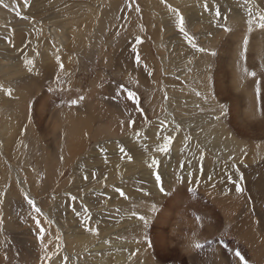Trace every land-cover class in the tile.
<instances>
[{
    "label": "rangeland",
    "instance_id": "374dc122",
    "mask_svg": "<svg viewBox=\"0 0 264 264\" xmlns=\"http://www.w3.org/2000/svg\"><path fill=\"white\" fill-rule=\"evenodd\" d=\"M218 1L220 0H27L26 3L25 0H0V48L1 46V49L8 48L10 52H16L19 56L25 51L20 46L21 39L27 36L26 44H28V40L31 39L29 37L35 36L31 42L34 43V48L27 51L32 60L23 59L16 64L20 69L24 68V73L21 74L23 76L13 78L11 80L16 81L10 80L8 83L0 71V87H5V90L8 88L5 95L9 97V100H15L9 104L0 102V130L4 125H10L9 130L0 133V264H94L97 254H101L103 249L111 250L113 246H119V242L125 241L126 236L132 241L137 240L134 238L133 229L129 231V235L125 232L120 235L119 232H114L115 229H108L110 222L117 224L115 231L125 229L123 225L143 227V231L137 230L136 233H141L138 240L144 242L142 245L147 251L139 250L138 255L139 259H142L140 257L142 253L149 254L151 259L149 263L147 262L148 264L151 262L152 264H188L183 256L184 253L180 251V242L192 227H200L198 221L201 216L198 214L206 206L213 211L220 227L216 234L208 236L201 241L202 243H194L192 250H196V254L210 255L217 246L226 257L228 264H232L231 261L234 258L242 263L264 264V210L259 203L257 204L248 196L246 186L242 194H237L233 183L239 181L240 175H243V181L246 184L251 182L246 175L250 173V167L243 168L245 173L244 170L236 167L235 161L232 160L233 156L216 153L210 150V147H207L206 153L211 156L212 161L206 163L200 160L196 144L192 147L194 151L191 148L188 149L187 141L175 146L177 135L183 134L181 133L183 131L185 135L186 132L188 135L191 134L189 123L199 124L197 121L199 118L200 121L211 122L215 114L210 108H214L216 100L224 101L229 96L226 91L230 83L228 68L221 70V73L225 74L223 88L218 82L212 81V74L206 71V66L204 67L206 64L204 59H209V55H211L210 59L221 54L224 56L226 41L231 38L228 31L217 26L214 19L216 8L221 9L226 18L225 23L231 30L235 22L240 20L235 14H231L232 12L230 15L226 9H223L224 5L232 8L246 5L254 13L253 16L259 14L255 20L264 13L262 0H221L222 6ZM205 3L209 6L208 11L204 10ZM172 9L177 11L173 12ZM17 11L21 13L20 16L16 15ZM181 17L184 19L185 31L196 44V48H193L188 39L179 32ZM35 23L41 26L39 28H42V31ZM52 27L60 31L61 43L60 39L57 40L51 35ZM246 28L248 37L261 41L264 45V29H260L258 23H255L252 30ZM235 34L234 29L233 35ZM18 46L21 49L17 51ZM228 47L227 49L230 48ZM133 48L137 50L136 53L133 52ZM199 48H204L206 54L198 51ZM218 48L220 51L217 50ZM6 54H0V67L1 63L5 62L10 65L11 59L7 58ZM136 55L140 56L139 62L135 59ZM262 57L264 58V49ZM29 60L33 61V64L29 65L27 63ZM56 65L59 69L55 72L53 67ZM61 65H63L62 68ZM47 71L51 72L47 73ZM175 74L182 75V79L187 80L184 83L186 85L180 87L179 83L169 84L167 79L174 77ZM30 76L33 78L31 79ZM110 89L112 91H109ZM259 89L261 90L260 87ZM128 92L133 93L132 97L128 96ZM179 92L183 93V97ZM195 92L202 95L200 97L196 95L199 98L198 101L190 98ZM64 93L66 97L62 98ZM81 94H84V100L91 99L93 96L96 100V97L101 95V99H98L100 103L98 114L90 112L82 101L74 105L73 111L64 108L69 104L70 96L78 99ZM183 98L187 102L183 101ZM229 104H226L227 110L231 109L230 100ZM58 109L66 110L65 114L59 116L61 124L67 123L69 126L66 132L61 129L60 123L58 124V118L53 117ZM227 110L222 116L227 114ZM22 116L26 119L24 125L19 120ZM77 117L81 118L80 126L76 122ZM164 117L169 120L168 123H164L166 127L159 122V119ZM38 121L43 123L41 128L36 125ZM231 121L233 123L232 119ZM228 123L232 125L231 122L228 121ZM101 126H107L110 132L104 130L106 131L104 134L99 133ZM205 126V129L208 128L211 131L210 136L219 135L220 139L223 138L217 128L214 129L209 123ZM53 128L56 133L61 134L58 145L60 151L62 147H65L66 136L75 140L76 143L70 148L71 162L61 176L47 187L45 161H47L46 154L51 149L50 142L53 136L51 134L45 136L44 133L46 130L52 131ZM260 129L264 130V120ZM236 130L234 129L232 136L239 140L237 136L241 137V134ZM169 132L171 135L168 138L171 143L168 152L158 151L167 138L159 136L167 135ZM155 136L157 137L154 139ZM246 138L253 144L255 154L260 156V159H264V147L261 146L264 135L257 132L256 138L250 134ZM121 148L124 149L123 153ZM245 148V144L241 142L240 150ZM259 148L262 150L258 151ZM177 149L178 152H175ZM250 150L247 147L244 152H241L242 156L246 157ZM77 151L78 153L75 154ZM203 152L205 153L204 150ZM8 153L11 154L8 156ZM142 153L143 156L140 157ZM116 155L123 156L124 159L128 158L130 162L125 159L120 164L108 166L109 163H113L112 159ZM135 157L141 159L138 160ZM150 161L156 163L152 162V165L143 166L144 162ZM100 164H103V169ZM127 166H133L136 169L129 171L125 168ZM114 172L119 176L116 177ZM189 172L193 173L191 177L187 174ZM155 174L162 176L166 191L163 194L157 190ZM208 176H211L214 183L209 182ZM178 177L187 178L179 182ZM67 180L69 181L66 188H62L61 185ZM90 180L94 183L93 189L84 191L82 197L80 193H73L75 187L82 182L88 183L84 187L90 186ZM206 180L208 184L203 183ZM209 185L217 187H207ZM179 186L195 188L193 196L200 201L196 212L194 209L188 210L187 205H180L176 197L175 206L170 211V221L179 224H176L177 229L174 233L153 235L148 230L150 228L144 227L139 216H145L149 223L154 221L156 214L168 210L164 204L168 198L176 195ZM117 189L123 191L125 195L121 196ZM263 189L260 191L263 192ZM111 191L114 193L112 194ZM141 191L143 200L137 198V202L134 203L133 200ZM207 191L211 193L210 196L206 193ZM72 197H76V200L73 201ZM223 197L239 199L232 202L235 211L227 212L226 206L218 201ZM27 199H32L34 206L28 205ZM141 200L145 201V205L141 203ZM88 201H90L89 205ZM126 203L125 213L120 209ZM153 205H155V211L152 210ZM139 206L144 207L142 209ZM228 206L230 207V204ZM35 207L41 209L39 215L35 212ZM73 207L76 209L75 212L72 210ZM131 217L137 218L127 222V219ZM36 220L40 221V226L45 230L43 241L37 239ZM81 222L90 227L85 228L86 234L90 233L93 226L99 231V235L92 242V245L97 244L91 247L89 252H86L87 249L85 251L80 249L79 252L82 255L77 254V258H74L72 253L76 250H71V247L74 245V237L82 234L76 232L78 228H81L77 223ZM99 240L105 242L102 247H97ZM149 243L152 247L148 246ZM196 244L205 245L196 248ZM121 246L123 255L127 256V262L130 263L135 259V261H141L136 258V251L133 254L128 249L125 255V245L121 244ZM163 246L174 248L172 256L160 258L157 255V251L160 252ZM234 252H240L245 259L241 261ZM78 256L82 258L78 259ZM131 256L133 260L130 261ZM145 258L146 255L143 256V259Z\"/></svg>",
    "mask_w": 264,
    "mask_h": 264
},
{
    "label": "bare ground",
    "instance_id": "6f19581e",
    "mask_svg": "<svg viewBox=\"0 0 264 264\" xmlns=\"http://www.w3.org/2000/svg\"><path fill=\"white\" fill-rule=\"evenodd\" d=\"M245 1V0H244ZM217 2V1H215ZM241 2V1H240ZM218 3L222 6V1H218ZM156 4V3H155ZM244 4V3H243ZM260 4V2H259ZM249 5V4H248ZM263 7H264V3L261 4ZM51 6V5H50ZM204 6V5H203ZM239 6V5H238ZM237 6V7H238ZM56 7V5H55ZM232 8V7H227L224 5V7H222L223 9H226L228 11V13L230 14H235V16L240 20V22H235L234 26H233V30L228 31L229 33V36L231 37L229 39V41H226L227 43V47L229 49H227V47H225V51H223V55L225 56H222V54L219 56H215L213 57L212 59H210L211 55H209V59H204V61H206V64H202L204 65V67L206 66V71L210 74H212V81L213 82H218L220 84L221 87H225V83H224V77H225V74H222L221 73V70H223L224 68H228L227 70V74L230 75V79H229V88L226 89V91L229 93V96H227L225 98L224 101L222 100H216V105L214 106V108H210L213 110V113L215 114L214 118L212 119L211 122H207V121H200L199 119L197 120L199 122V124H196V125H193V124H190L189 123V128L191 130V134L188 135V133L186 132V135L184 134V131L181 132L183 134H179V136L177 135V138L175 140V146L177 145H180L182 144L184 141H187L188 142V149L191 148L193 150L192 147H194V145L196 144V150H197V153H200V160L202 162H206L208 163L209 161H212L211 159V156L209 154H207V147L212 150V151H215L216 153H224L225 155H229V156H233V159L236 163V167H239L241 168L242 170L244 169H247L250 167V173L247 174L246 171V175L249 177V180L251 182H249L248 184H246V182L243 181V187L246 186L247 190H248V196L254 200V202H256L257 204L259 203V206L263 208L264 210V159H260V156H258L256 153V151H254V147H253V144L250 143V140L248 138H246L249 134L251 136H255L256 138V135H257V132L261 133L264 135V130H261L260 127L263 123V120H264V58L262 57L263 55V49H264V45L262 44L261 41H257V40H253L251 37H248L247 36V20L249 19V9L247 8L246 5H244V7H239V8ZM262 9V8H261ZM260 9V10H261ZM45 11V10H44ZM263 11V10H262ZM252 12V11H251ZM53 13V12H52ZM253 13V12H252ZM57 14V12H56ZM230 14V15H231ZM254 14V13H253ZM47 15V14H46ZM53 15V14H52ZM66 15V13L64 14ZM259 14H256V16H253V20L255 21V18L258 16ZM261 15V14H260ZM56 16H60V15H56ZM63 17V16H62ZM55 19V18H54ZM247 19V20H246ZM22 21V20H21ZM64 21V20H63ZM171 21V20H170ZM25 22V21H24ZM55 22V21H54ZM17 23V22H16ZM20 23V22H19ZM17 23V24H19ZM51 23V22H50ZM36 24V23H35ZM42 24V23H41ZM30 25V24H29ZM38 26V29L42 31V28H39L41 26H39L38 24H36ZM209 25V24H208ZM255 25V22L253 23L252 27ZM18 26V25H17ZM61 27V26H60ZM232 28V26H230ZM252 27H251V30H252ZM18 28V27H16ZM37 29V27H35ZM20 29V28H18ZM55 27H52L50 28V32H51V35L55 36L57 40H59V42L61 43V38L60 37V34L59 32L57 31L58 29H56ZM234 29L236 30V34L233 35V31ZM214 30V29H213ZM218 30V28H217ZM4 31V30H3ZM28 32V31H27ZM219 32V31H218ZM22 33V32H21ZM215 33V32H214ZM0 34H1V31H0ZM29 35V32L27 33ZM26 36V35H25ZM33 37L35 36H32V37H29L31 39L28 40V44H26L27 42V36L23 39H21V41L19 43L20 46H22L23 49H25V51H23L19 56L16 54V52H10V50L7 48V49H1L0 48V54L4 55L5 53L7 58L11 59V62H9V60H7L10 65H7L5 63H1V67H0V71L1 73L4 75V79L9 83V81L13 78H19L23 75L22 72L24 73V68L20 69V67H17L16 64H17V61H22L23 59H31V57L28 55L29 52H27L28 50H32L34 48V43H31L33 41ZM204 37V36H203ZM22 38V37H21ZM211 38V37H209ZM247 38V46L245 47L244 45V39ZM1 39V37H0ZM10 39V38H9ZM13 39V37H12ZM37 39V38H36ZM39 39V38H38ZM37 39V40H38ZM41 39V38H40ZM228 39V37H227ZM4 41V40H3ZM15 41V39H14ZM214 41V39H213ZM222 41V40H221ZM36 42V41H35ZM209 42V41H208ZM18 43V42H17ZM38 43V42H37ZM214 43V42H213ZM4 44V42H3ZM15 44V42H14ZM36 44V43H35ZM187 45V44H186ZM216 45V44H214ZM5 46V45H4ZM3 46V48H4ZM10 46V45H9ZM12 46V45H11ZM36 46V45H35ZM219 46V45H218ZM226 46V45H225ZM21 47H17V51L20 50ZM187 49V47H186ZM217 50L220 51V49L218 48ZM21 52V51H20ZM19 52V53H20ZM32 52V51H31ZM35 52V51H34ZM38 52V51H37ZM196 52V51H195ZM198 52V51H197ZM222 52V51H221ZM36 53V52H35ZM187 53V52H186ZM199 53V52H198ZM205 53V52H203ZM200 54V53H199ZM202 54V53H201ZM206 54V53H205ZM204 54V56H205ZM219 54V53H218ZM186 55V54H185ZM184 55V56H185ZM190 55V54H189ZM208 55V53H207ZM1 56V55H0ZM34 56V55H33ZM41 56V54H40ZM4 58H6L5 56H3ZM42 57V56H41ZM206 57V56H205ZM3 58V60H4ZM193 59V58H192ZM2 60V59H1ZM32 60V59H31ZM6 61V60H5ZM7 62V63H8ZM182 62V61H181ZM180 62V63H181ZM22 63V62H21ZM188 63V62H187ZM41 65V64H40ZM42 66V65H41ZM58 65L54 66L53 69L56 71H58L59 69V66L57 67ZM38 67H40L38 65ZM46 67V66H45ZM52 66H50L51 68ZM57 67V68H56ZM198 67V66H197ZM223 68V69H222ZM49 70V69H48ZM205 71V72H206ZM51 71H47V73H50ZM253 73H255V75H253ZM181 74V73H180ZM180 74H175L174 77H169L167 79L168 83L169 84H172L173 85H177V83H179L178 85L180 87H183V85H186L184 84L187 80L186 79H182V75ZM200 74V73H199ZM198 74V75H199ZM207 74V73H206ZM261 75V76H260ZM260 76V77H259ZM263 76V77H262ZM30 78L32 79L33 77L30 76ZM229 78V77H227ZM226 78V79H227ZM263 78V80H262ZM36 79V78H34ZM16 80L14 79V81L11 80V82H15ZM10 82V83H11ZM5 83V82H4ZM217 85V84H216ZM172 87V86H171ZM219 87V85H218ZM259 87L261 88V90L259 89ZM37 88V87H36ZM227 88V87H226ZM8 88H6L7 90ZM184 89V88H183ZM220 89V87H219ZM260 91H258V90ZM6 90H5V87H0V102L1 103H11L13 101H15L14 99H11L9 100V97L6 94ZM12 90V89H11ZM109 91H112V89H110ZM222 91V90H220ZM262 91V92H261ZM6 96H4L3 95ZM9 93V92H8ZM178 93V92H177ZM179 93H182V92H179ZM171 94V93H170ZM173 94V93H172ZM223 94V93H222ZM73 95V93H72ZM84 94H81V96H83ZM98 95V94H97ZM196 92L194 94L193 97H190L192 99H194V101H198L199 98L197 96H202L200 93L199 95H197ZM218 95V94H217ZM93 96V95H92ZM5 97V98H4ZM66 97V94H62V98H65ZM95 97V96H93ZM93 97L91 99H85V100H82V102L84 103V105H86L85 107L92 113H96L97 114L99 113V110H100V103L98 101V99H101V95H98L96 97V100L93 99ZM181 97H183V93L181 95ZM73 98H75V96H73ZM71 96H70V99H69V104H67L66 107V110L69 109V110H72L74 109V105H72L70 102L71 100L73 99ZM217 98V97H216ZM231 101V109L230 110H227L226 109V104H229V100ZM202 99V98H201ZM21 100V99H20ZM203 100V99H202ZM201 100V101H202ZM67 101V100H65ZM183 101L187 102V100L185 98H183ZM193 101V100H192ZM190 101V102H192ZM224 102V103H223ZM179 103V102H178ZM194 103V102H193ZM197 104V103H196ZM201 104H203L201 102ZM71 105V106H69ZM223 105L225 106V109L227 110V114H225L224 116H222L221 112H220V106ZM230 105V104H229ZM199 106V105H198ZM58 108V107H57ZM195 108V107H194ZM199 108V107H198ZM197 108V109H198ZM41 109V108H40ZM200 109V108H199ZM204 109V108H203ZM208 109V108H207ZM66 110L65 109H58L56 112H54L55 114L53 115V117L56 119L58 118L57 122L58 124L60 125L61 129L66 132L68 130V124L67 123H62L61 124V119H59V116H61V114H65L66 113ZM225 110V111H226ZM39 111V110H38ZM43 111V110H42ZM52 111V110H51ZM94 111V112H93ZM174 111V110H173ZM204 111V110H202ZM27 112H25L26 114ZM41 113V112H40ZM48 113V112H47ZM226 113V112H224ZM43 114V112L41 113ZM40 114V115H41ZM50 114V113H49ZM210 115V114H209ZM198 116V115H197ZM196 116V117H197ZM200 116V115H199ZM229 116V117H228ZM36 117V116H35ZM34 117V118H35ZM51 117V116H50ZM49 117V118H50ZM201 117V116H200ZM209 117V116H208ZM211 117V116H210ZM217 117H219V119H217ZM52 118V117H51ZM191 118V117H189ZM203 118V117H202ZM233 120V123L231 121V119ZM80 117H77L76 118V122L77 124H81L79 123L80 121ZM197 119V118H196ZM205 119V118H204ZM211 119V118H210ZM20 120V123L21 124H25L26 123V119L22 116V118L19 119ZM51 120V119H49ZM160 121V124H163L164 123H168L169 120L164 117V118H160L159 119ZM13 121V120H12ZM36 121V120H35ZM54 121V119H53ZM158 121V120H157ZM192 121V120H191ZM229 122L232 123V127L229 125ZM186 122H190V121H186ZM196 122V121H195ZM12 123V122H11ZM36 123V122H35ZM174 123V122H173ZM207 123L211 124L213 126L214 129H218L222 134L223 138L220 139V136H215V137H212L210 136L209 134L211 133V131L208 130V128L205 129V125H207ZM42 124L43 123H40L38 121V124L37 127L41 128L42 127ZM155 124V123H153ZM171 124V123H170ZM13 125V124H12ZM27 125V124H26ZM56 125V124H55ZM54 125V126H55ZM80 126V125H79ZM165 126V125H164ZM173 126V125H172ZM171 126V128H172ZM179 126V125H178ZM9 127V128H8ZM152 127V126H151ZM166 127V126H165ZM185 127V126H183ZM168 128V127H167ZM181 128V127H179ZM187 128V127H186ZM210 128V127H209ZM10 129V125L6 124L2 127V129L0 130V133L2 131H7ZM157 129V128H156ZM183 129V128H182ZM234 129H237L236 131H238L240 134H241V137L240 136H237L239 140H236L233 136H232V132H234ZM21 130V129H20ZM110 132L109 131V128L107 126H101V128H99V133L102 132L104 134V132L106 131ZM159 130V129H158ZM212 130V129H210ZM217 131V130H216ZM46 135L48 134H51L53 137L51 139V149L47 152V161L46 162V165H45V170H46V174H45V185L47 187H49V185L53 182V180H56L58 179L60 176H61V173L63 172V170L67 167L68 163L71 162V157H72V152L70 150L71 147L75 146V143L76 141L75 140H72L70 137H67L66 136V141H67V144H66V141L64 143V146L65 147H62V150L60 151L59 150V143H60V140H61V134L59 135L58 133H56L54 131V128L53 130H46L45 131ZM158 132V131H157ZM210 132V133H209ZM14 133V132H13ZM12 133V134H13ZM101 133V134H102ZM162 133V132H161ZM160 133V134H161ZM80 134V133H79ZM100 134V135H101ZM171 135V132L167 133V135H162V136H159L160 138H163V137H167ZM216 135V134H215ZM234 135V133H233ZM238 135V134H237ZM44 136V135H43ZM79 136V140H80V135ZM236 136V135H234ZM157 136L154 137V139L156 138ZM199 137L201 139H199ZM158 139V138H157ZM199 139V141H198ZM213 139H215L216 141H212ZM159 140V139H158ZM211 141V142H210ZM176 142H178L176 144ZM186 142V143H187ZM208 142L209 145H208ZM241 142L245 144L246 148L249 147L251 150L249 152V154L246 156V157H243L242 156V153L241 152H244L246 150L243 149V150H240V147H241ZM158 143V142H157ZM79 144V148L78 150L80 149V143L78 142ZM206 144V145H205ZM48 145V144H47ZM163 145V144H162ZM184 145V144H183ZM261 146L262 148L264 147V142L261 143ZM108 147V146H107ZM158 148V147H157ZM262 148L258 149V151H261ZM97 149V148H96ZM117 149V148H115ZM181 149V147L179 148ZM264 149V148H263ZM95 150V149H94ZM153 150V149H152ZM203 150L205 151V153L203 152ZM10 151V150H9ZM194 151V150H193ZM151 152V150H150ZM153 152V151H152ZM175 152H178V149L175 151ZM185 152V151H183ZM78 153L75 152V154ZM104 153V152H103ZM123 153V152H122ZM11 154V153H10ZM8 153V156L10 155ZM126 154V153H125ZM145 154V153H144ZM153 154V153H152ZM127 155V154H126ZM124 155V156H126ZM143 156V153L140 157ZM146 156V154H145ZM99 157V156H98ZM174 157V156H173ZM181 157V156H180ZM112 158V157H111ZM137 158V157H135ZM125 159H128V158H125ZM124 157L123 156H114L112 161L113 163H109L108 161V166H115L114 164H120L121 162H124L125 161ZM133 159V158H132ZM138 159V158H137ZM135 159V160H137ZM141 159V158H140ZM138 159V160H140ZM148 159V158H147ZM158 159V158H157ZM143 161H145V159L142 158ZM141 160V161H142ZM197 160V159H195ZM231 160V159H230ZM129 161V159L127 160ZM134 161V160H133ZM130 162V161H129ZM140 162V161H139ZM152 162L153 161H150V162H144V165H149L151 164L152 165ZM226 162H228L226 160ZM230 162V161H229ZM94 163V162H93ZM141 163V162H140ZM177 163V162H176ZM206 163H203L204 165ZM133 164V162H132ZM139 164V163H138ZM96 165V163H95ZM98 165V164H97ZM101 165V164H100ZM103 165V164H102ZM101 165V168L103 167ZM134 165V164H133ZM198 165V163H197ZM203 165V166H204ZM208 165V164H206ZM93 166V165H92ZM91 166V167H92ZM99 166V165H98ZM137 166V165H136ZM176 166L178 167L179 165L176 164ZM202 166V168H204ZM138 167V166H137ZM207 167V166H206ZM90 168V167H89ZM108 168V167H107ZM111 168V167H109ZM117 168V167H115ZM113 168V169H115ZM125 168H128V170H133V166H127ZM153 168V167H151ZM150 168V169H151ZM179 168V167H178ZM198 168V167H197ZM244 168V169H243ZM94 169V168H93ZM103 169V168H102ZM120 169V167H119ZM136 168H134L135 170ZM238 169V168H237ZM112 170V169H111ZM203 170V169H202ZM205 170V169H204ZM203 170V171H204ZM208 170V168H207ZM102 171V170H101ZM125 171V169L123 170ZM123 171H120L123 173ZM127 171V170H126ZM175 171V170H174ZM87 172V171H86ZM178 172V171H177ZM193 172V171H192ZM196 172V171H195ZM208 172V171H207ZM206 172V173H207ZM210 172V170H209ZM220 174H221V171H219ZM231 172V171H230ZM113 173V172H112ZM166 173V172H165ZM176 173V172H175ZM194 173V172H193ZM198 173V171H197ZM205 173V174H206ZM232 173V172H231ZM244 173V172H243ZM86 173H84L85 175ZM93 174V173H91ZM188 174V173H187ZM204 174V173H203ZM208 174V173H207ZM233 174V173H232ZM239 174V173H238ZM94 175V174H93ZM98 175V174H97ZM114 175L116 177L119 176L118 173L114 172ZM143 175V174H142ZM141 175V176H142ZM195 175V174H194ZM200 175V174H199ZM218 175V174H217ZM222 175V174H221ZM230 175V174H229ZM185 176V175H184ZM187 176V175H186ZM196 176V175H195ZM223 176V175H222ZM221 176V177H222ZM172 177V176H171ZM201 177V176H200ZM187 178V177H185ZM247 178V177H246ZM70 179V178H69ZM86 179V178H85ZM91 179V177H90ZM206 179V178H205ZM223 179V178H221ZM143 180V179H142ZM170 180V179H169ZM226 180V179H225ZM68 181L67 180L65 183H63L61 185L62 188H66V185L68 184ZM85 181V180H84ZM171 181V180H170ZM222 181V180H221ZM203 182V181H202ZM208 180H206V182L204 181L203 183H207ZM211 184L214 183L213 180H210L209 181ZM90 183L91 185L90 186H86L84 187V185L88 184V183H83L80 184L79 186L75 187L76 189L73 190V193H80L81 194V197H82V194L84 191L86 190H91L93 189L92 187V184L93 181L91 182L90 180ZM101 183V182H99ZM221 183V182H220ZM195 184V183H194ZM208 184V183H207ZM143 185V184H142ZM147 186V184H146ZM216 185H213L211 187H214ZM95 187V186H94ZM142 187V186H140ZM149 187V186H147ZM146 187V188H147ZM152 186H150L151 188ZM207 187H210L207 186ZM210 187V188H211ZM217 187V186H216ZM220 187V186H219ZM225 187V186H224ZM143 189V188H141ZM190 189L194 190V191H190ZM209 189V188H208ZM230 189V188H229ZM263 189V192L260 191ZM72 190V189H71ZM197 190V189H196ZM213 190V189H212ZM211 190V191H212ZM215 190V189H214ZM202 191V190H201ZM221 191V190H220ZM224 191V189H223ZM88 192V191H87ZM112 194L114 193V191H111ZM116 192V191H115ZM132 192V191H131ZM148 192V191H147ZM175 192V191H174ZM195 192V188H181L180 186L177 188V192H176V195L174 197H170L167 199V201L165 202L164 205H166L168 207V210H166V212H162L161 214H156L155 217L156 219L153 221H150L149 225L147 228H150L148 229L149 232L154 235H157V236H160V235H164L165 232H170V233H174L175 230L177 229V225L178 224L177 222L174 221V223H171L170 221V214H171V210L174 208L175 204H174V200L175 198L177 197V202L180 203V205L182 204L183 206H186L187 205V209L188 210H193L194 211L196 210V207L200 204L198 201V199L193 196V193ZM251 192V193H250ZM71 193V192H70ZM119 193V192H118ZM143 192L141 191V193H139V195H136V199L133 200V202H137V200L140 198L142 199V194ZM178 193H182V195H177ZM208 195L211 194L210 192H206ZM111 194V193H109ZM111 194V195H112ZM117 194V193H116ZM138 194V193H136ZM232 194V193H231ZM206 195V194H205ZM229 195V194H227ZM79 196V195H78ZM115 197V195H113ZM144 196V195H143ZM152 196V195H151ZM210 196V195H209ZM87 198V197H86ZM85 198V199H86ZM138 198V199H137ZM84 199V200H85ZM88 199V198H87ZM86 199V200H87ZM143 200V199H142ZM141 200V201H142ZM161 200V199H160ZM237 200L239 199H232L231 198H228V197H223L222 199L219 198L218 201L219 202H222V205L223 206H226V210L228 213H232L233 211H235V206L233 207V201L236 202ZM126 201V200H125ZM242 201V200H241ZM132 202V201H131ZM240 202V201H239ZM142 204L145 203V201H142L141 202ZM43 204V203H42ZM45 204V203H44ZM90 204V201H88V205ZM129 204V203H128ZM132 204V203H131ZM140 204V203H139ZM228 204H230V207L228 206ZM240 204V203H239ZM86 205V204H85ZM100 205V204H99ZM104 205V204H103ZM145 205V204H144ZM46 206V205H45ZM114 206V205H113ZM142 206V205H141ZM139 206V207H141ZM222 206V207H223ZM228 206V207H227ZM102 207V206H101ZM119 207V206H117ZM135 207V206H134ZM144 207V206H143ZM143 207H141L143 209ZM182 207V206H181ZM86 208V206H85ZM127 208V203L126 205H123L121 206V209L120 210H123L125 211ZM129 208V207H128ZM133 208V207H132ZM146 208V207H145ZM150 208V207H148ZM190 208V209H189ZM108 209V208H107ZM117 209V208H116ZM185 209V207L183 208ZM200 209V207H199ZM238 209V207H237ZM236 209V210H237ZM112 210V209H111ZM149 210V209H148ZM239 210V209H238ZM114 211V210H113ZM152 211V210H151ZM196 212V211H195ZM126 213V211H125ZM136 213V212H135ZM152 214V213H151ZM263 214V213H262ZM199 216H201V219L198 221V223L200 224V227L198 228H194L192 227L181 239V244H180V251L182 252L183 256L186 258V261L188 264H228L227 262V259L226 257H224V255L221 253L220 249L217 248V246L215 247L214 250H212V252H210V255H208V253L206 254H196L195 251L196 250H192V246L194 243H199L201 241H203L205 238H207L208 236H212L214 234H216L219 230V227H220V224H219V221L218 219L215 217L214 213L212 210L208 209V207L206 206V208L202 209L200 211V214H198ZM177 217V216H176ZM228 217V215H227ZM137 217H131V218H128L127 219V222L130 221V220H133V219H136ZM152 217H150L151 219ZM154 218V217H153ZM197 219V218H196ZM263 220H264V214H263ZM84 222H81L80 224L77 223L78 227H81V228H78L77 229V233H82L81 235H76L74 237V245L73 247H71V250H76V252H73L72 256H74V258H77V254H80L79 250L81 249L82 251H85L86 249V252L88 251L89 252V249H91V247H93L94 245H96L97 243H95L94 245H92L93 241L96 239V237L99 235V231L94 228L92 226V229L90 231V233L86 234V229L87 227H89V225L85 226L83 224ZM185 223V222H184ZM94 224V223H93ZM120 224L123 225V223H121L120 221ZM119 225V224H118ZM179 225V224H178ZM125 226L123 230L121 231H115L116 230V227H117V224H114L112 222L109 223V227L108 229L112 230V229H115L114 232H119L120 235L122 234L123 235V232L126 233V235H129V231L131 229H133L134 231V238H136L137 240L140 238V235L141 233H136L137 230H142L143 231V227H140V225H133V226H130V225H123ZM90 228V227H89ZM146 228V229H147ZM81 229V230H80ZM75 230V229H74ZM73 230V231H74ZM85 230V231H84ZM90 230V229H89ZM119 230V229H118ZM244 231V230H243ZM89 232V231H88ZM101 232V231H100ZM110 232V231H109ZM103 233V232H102ZM113 233V232H112ZM112 233H111V236H112ZM151 234V235H152ZM117 235V234H116ZM101 237V236H100ZM126 240L123 241V242H119V246H113L112 248H119V250H115V249H112L111 247V250H104L102 251L101 254H97V258H95V262L94 264H148L149 260L151 259V256L147 253H142L140 255V257L142 259H139V250H143L144 251H147L145 250L146 248H144V246L142 244H144V242L142 243L140 240H130L131 238H128V236H126ZM109 238V237H108ZM111 238V237H110ZM161 237H159L160 239ZM263 239V238H262ZM111 240V239H110ZM163 240V239H162ZM114 242V241H113ZM111 241V243H113ZM165 242V241H164ZM105 242H102L101 240H99V243L97 245V247H102V245L104 244ZM115 243V242H114ZM202 243V242H201ZM220 243V242H219ZM121 244L125 245L124 247V251H125V255H126V251L129 249L131 251H129L130 253H133L134 251H136L137 253V259L141 260L140 262L139 261H135L133 260V257L131 256V261L130 263L127 262V256L125 257L123 255V252L121 251L122 249V246ZM179 244V243H178ZM262 244V243H261ZM160 245V244H159ZM205 245V244H204ZM202 245V246H204ZM106 246V245H105ZM89 247V248H88ZM121 247V248H120ZM138 247V248H137ZM143 247V248H142ZM212 247V246H211ZM170 248V249H168ZM197 248V247H196ZM174 248L173 247H161L160 248V252L157 251V255L160 257V258H164L165 256L167 257H170L172 256L171 253L174 252L173 250ZM178 249V247H177ZM201 250V249H200ZM70 251V250H69ZM149 251V250H148ZM179 251V252H180ZM111 252V253H110ZM143 252V251H142ZM155 252H156V249H155ZM232 252V251H231ZM135 253V252H134ZM133 253V254H134ZM235 253V252H234ZM82 255V254H80ZM146 255V258L143 259V256ZM180 255V254H179ZM85 256V255H84ZM136 256V255H135ZM134 256V257H135ZM182 256V255H181ZM81 256H78V259H80ZM82 258V257H81ZM130 258V257H129ZM128 258V259H129ZM244 258V257H243ZM245 259V258H244ZM83 260V259H82ZM111 261V263H109V261ZM250 260V259H249ZM263 260V259H262ZM152 261V260H151ZM183 261V260H182ZM185 261V260H184ZM183 261V262H184ZM246 261V260H245ZM251 261V260H250ZM93 262V261H92ZM148 262V263H147ZM232 264H248V263H242L240 262L237 258H234L232 261ZM152 264V262H151ZM251 264V263H250Z\"/></svg>",
    "mask_w": 264,
    "mask_h": 264
},
{
    "label": "snow or ice",
    "instance_id": "6c2138e0",
    "mask_svg": "<svg viewBox=\"0 0 264 264\" xmlns=\"http://www.w3.org/2000/svg\"><path fill=\"white\" fill-rule=\"evenodd\" d=\"M25 2L27 3V0H25ZM262 2H264V0H262ZM139 9H137L138 11ZM204 10L205 11H208L209 10V6L207 3L204 4ZM173 12H176L177 10L176 9H172ZM16 15L17 16H20L21 13L19 11L16 12ZM253 13L251 12V10H249V19L247 20V26L249 29H251L253 23H258L259 24V27L260 29H264V13H262L257 20H253ZM214 19L216 21V24L218 27H220L221 29H223L224 31H231V29L227 26V24L225 23V20L226 18L224 17L223 15V12L221 11L220 8H216L215 10V15H214ZM179 32L181 34H183L187 39H188V42L191 44V46L193 48H196V44L193 43L192 41V38L188 35V33L185 31V27H184V19L183 17H181L180 21H179ZM137 41L139 42V38H137ZM247 38L244 39V45L245 47L247 46ZM198 51L200 52H205V49L204 48H199L197 49ZM136 49L133 48V52L136 53ZM215 53H213L214 55ZM136 61L139 62L140 61V56L139 55H136L135 57ZM27 63L29 65L33 64V61L29 60L27 61ZM63 67V65H61V68ZM29 71H31V68H29ZM253 75H255V73H253ZM52 89H50L51 91ZM10 94V93H9ZM133 93L132 92H128V96L129 97H132ZM197 95H199V93H197ZM84 100V97L83 96H80L78 99H73L71 100V104L72 105H76L79 101H82ZM220 112L221 114H223L225 112V106L221 105L220 106ZM217 119H219V117H217ZM171 143V140L169 138H165V142L163 143L162 147H160L158 149V151L160 152H164V153H167L168 152V149H169V145ZM106 151V150H105ZM124 149L121 148V152H123ZM153 163H156L155 161H153ZM185 167H187V165H185ZM193 175L192 172H189L188 173V176L191 177ZM185 179V177H178L177 180L179 182H183V180ZM208 179L211 180V176H208ZM243 180H244V177L243 175H240V178H239V181L238 182H233L235 184V192L237 194H242L244 192V187L242 186L243 185ZM155 184L157 186V190L159 191V193H165V186L163 185L162 183V176L161 174H155ZM171 189H169L170 191ZM118 192H120V195L121 196H124V192L121 191L120 189H117ZM190 191H194L192 189H190ZM145 195H149V193H145ZM178 196L179 195H182V193H178L177 194ZM72 200L75 201L76 200V197H72ZM27 203L28 205L30 206H34V201L32 199H27ZM74 212L76 211L75 207H73L72 209ZM152 210L155 211V205H153L152 207ZM35 212L39 215L40 212H41V209L39 207H35ZM79 215V213H78ZM133 215H135V213H133ZM139 219L143 222L144 224V227L147 228L148 227V224H149V221L148 219L141 215L139 216ZM36 226H37V229H38V234H37V239H39L40 241H43L44 240V236H45V230L43 227L40 226V221L39 220H36ZM147 239V237H145ZM149 247H152V244L149 243L148 245ZM197 248H200L202 247V245L200 244H196L195 245ZM235 255L241 260L243 261V257L241 256V253L240 252H236ZM65 260H67V258H65Z\"/></svg>",
    "mask_w": 264,
    "mask_h": 264
}]
</instances>
